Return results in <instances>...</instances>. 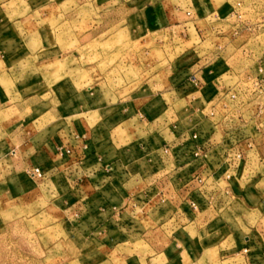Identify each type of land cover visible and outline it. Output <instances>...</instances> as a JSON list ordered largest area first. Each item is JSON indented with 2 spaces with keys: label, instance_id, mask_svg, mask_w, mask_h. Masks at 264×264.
Here are the masks:
<instances>
[{
  "label": "crops",
  "instance_id": "crops-1",
  "mask_svg": "<svg viewBox=\"0 0 264 264\" xmlns=\"http://www.w3.org/2000/svg\"><path fill=\"white\" fill-rule=\"evenodd\" d=\"M8 2L0 0V28L14 27L8 36L0 31V106L21 90L14 77L29 75L30 54L19 42L33 32L28 16L36 11L28 8L9 22L15 9L4 7ZM159 8L144 10L153 13L147 29L170 25L169 12ZM230 10L200 14L224 18ZM226 70L203 68L199 86L191 71H175L138 105L105 102L91 87L81 89L75 102L59 104L43 131L21 140L8 165L0 159L11 172L0 183H12L18 196L19 183H31L25 172L32 168L43 171L44 181L70 172L80 177L70 185L61 178L64 190L50 202L61 247L50 250V264H196L203 252L198 237L206 251L215 249L231 264H264V144L248 149L244 139L253 132L215 129L202 113ZM197 148L203 155L194 156ZM167 222L175 225L169 237L161 231Z\"/></svg>",
  "mask_w": 264,
  "mask_h": 264
},
{
  "label": "rangeland",
  "instance_id": "rangeland-1",
  "mask_svg": "<svg viewBox=\"0 0 264 264\" xmlns=\"http://www.w3.org/2000/svg\"><path fill=\"white\" fill-rule=\"evenodd\" d=\"M8 1L4 7L15 9L9 22L26 14L28 8L36 11L28 16L33 32L25 33L22 41L14 36L30 54L24 66L29 75L14 77L21 90L0 106V159L5 157L2 162L6 165L16 149H22L21 140L43 131L59 104L75 102V95L87 87L105 102L138 105L140 97L167 85L175 71H191V78H196L203 68L218 64L227 69L219 77L222 84H229L235 75L250 72L264 52V0ZM238 3L245 22L262 26L250 31L245 26L238 28L236 18L231 17ZM227 6L231 10L224 18L201 17L206 9L220 14ZM147 7L168 11L170 25L158 31L147 29L146 19L153 14L144 13ZM18 8L26 10L17 12ZM195 11L198 18L191 19L190 12ZM8 24V28H0L5 35L14 31ZM256 141L262 146L264 135ZM2 162L0 181L11 175ZM25 174L31 183H19V196L17 191L13 193L12 183H0V264H50V250L61 248L50 202L64 190L59 185L61 178L69 185L70 179L80 182L72 172L45 181V174L41 180L33 178L30 170ZM174 230L171 222L161 227L167 237ZM198 238L203 252L196 264L232 263L219 259L215 249L206 251L205 238Z\"/></svg>",
  "mask_w": 264,
  "mask_h": 264
},
{
  "label": "built area",
  "instance_id": "built-area-1",
  "mask_svg": "<svg viewBox=\"0 0 264 264\" xmlns=\"http://www.w3.org/2000/svg\"><path fill=\"white\" fill-rule=\"evenodd\" d=\"M187 15L189 16V13ZM231 17L236 18L238 28L245 26L247 31L262 26L243 20L244 16L240 3L232 10ZM231 78L232 80L236 79L229 84H222L220 78L215 80L216 95L205 105L202 113L212 121L215 129L226 133L238 129L253 132L244 139V145L248 149L260 147L261 145L256 140L264 135V52L256 58L254 67L250 72ZM191 83L194 86L200 84L195 76L191 78ZM195 138L196 136H193V139ZM66 154L70 155L71 151L67 149ZM242 154L241 150L235 153V159H242ZM201 155H203L202 150L197 148L194 156ZM30 175L37 180L44 177L43 171L39 168L30 169ZM195 180L202 185L203 180L201 178L195 177ZM190 207L196 209L193 202H190Z\"/></svg>",
  "mask_w": 264,
  "mask_h": 264
}]
</instances>
